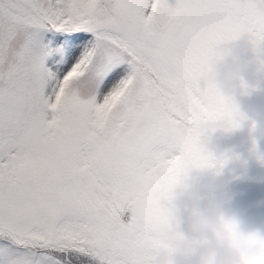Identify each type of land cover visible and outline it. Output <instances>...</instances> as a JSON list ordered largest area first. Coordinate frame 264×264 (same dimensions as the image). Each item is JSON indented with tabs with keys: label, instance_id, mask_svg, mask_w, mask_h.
I'll use <instances>...</instances> for the list:
<instances>
[{
	"label": "snow or ice",
	"instance_id": "1",
	"mask_svg": "<svg viewBox=\"0 0 264 264\" xmlns=\"http://www.w3.org/2000/svg\"><path fill=\"white\" fill-rule=\"evenodd\" d=\"M226 55L264 79V0H0V264L187 248L174 192L245 120L200 84Z\"/></svg>",
	"mask_w": 264,
	"mask_h": 264
},
{
	"label": "clouds",
	"instance_id": "2",
	"mask_svg": "<svg viewBox=\"0 0 264 264\" xmlns=\"http://www.w3.org/2000/svg\"><path fill=\"white\" fill-rule=\"evenodd\" d=\"M262 80L250 62L233 55L211 62L200 76L202 87L224 96H237V81L254 90ZM238 107L249 124L251 152L256 155L255 137H264V103L242 99ZM172 203L178 209L176 227L191 243L157 253L151 264H264V212L236 202L215 183L213 174L188 173Z\"/></svg>",
	"mask_w": 264,
	"mask_h": 264
},
{
	"label": "rangeland",
	"instance_id": "3",
	"mask_svg": "<svg viewBox=\"0 0 264 264\" xmlns=\"http://www.w3.org/2000/svg\"><path fill=\"white\" fill-rule=\"evenodd\" d=\"M242 99L264 103V80L254 90L241 96L237 94L236 103ZM218 155L227 157L224 165V190L233 195L236 202L250 210L264 212V137H255V153L251 152L253 137L249 134V124L245 120L241 126L232 130L218 128L209 135ZM207 146L210 147L207 142ZM213 174L218 185L215 170H202Z\"/></svg>",
	"mask_w": 264,
	"mask_h": 264
},
{
	"label": "trees",
	"instance_id": "4",
	"mask_svg": "<svg viewBox=\"0 0 264 264\" xmlns=\"http://www.w3.org/2000/svg\"><path fill=\"white\" fill-rule=\"evenodd\" d=\"M208 145L210 147V151L213 152L215 155H218L214 145L211 143V140H208ZM225 168L223 167L218 173V186L224 190V175H225Z\"/></svg>",
	"mask_w": 264,
	"mask_h": 264
}]
</instances>
